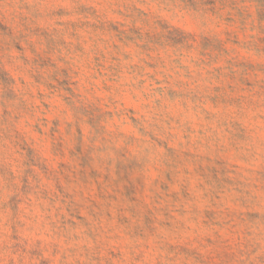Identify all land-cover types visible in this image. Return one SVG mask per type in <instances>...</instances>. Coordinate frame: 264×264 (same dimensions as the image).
<instances>
[{
    "label": "rangeland",
    "instance_id": "1",
    "mask_svg": "<svg viewBox=\"0 0 264 264\" xmlns=\"http://www.w3.org/2000/svg\"><path fill=\"white\" fill-rule=\"evenodd\" d=\"M0 264H264V0H0Z\"/></svg>",
    "mask_w": 264,
    "mask_h": 264
}]
</instances>
